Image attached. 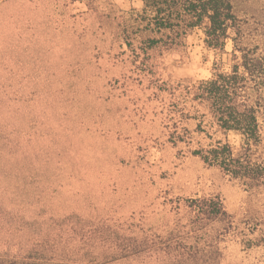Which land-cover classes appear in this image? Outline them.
Masks as SVG:
<instances>
[{"label":"rangeland","instance_id":"1","mask_svg":"<svg viewBox=\"0 0 264 264\" xmlns=\"http://www.w3.org/2000/svg\"><path fill=\"white\" fill-rule=\"evenodd\" d=\"M233 2L240 36L215 49L203 27L144 29L143 0H0V253L165 264L119 244L190 232V199L220 196L234 226L203 225L219 236V264H264V185L247 189L194 154L242 141L188 93L216 62L231 67L235 38L264 53V0ZM261 126L264 161V94Z\"/></svg>","mask_w":264,"mask_h":264},{"label":"trees","instance_id":"2","mask_svg":"<svg viewBox=\"0 0 264 264\" xmlns=\"http://www.w3.org/2000/svg\"><path fill=\"white\" fill-rule=\"evenodd\" d=\"M144 8L134 12L144 19V29L163 33L173 31L182 37L189 29L203 27L207 44L215 49H224L231 30L241 33L240 17L233 0H143ZM233 64L225 69L216 62L214 72L208 79L199 80L188 93L192 100L206 105L216 125L224 132L234 131L242 141L235 145L230 141L216 140L194 151L202 160L221 168L225 173L240 179L252 191L264 185V161L257 157L256 149L262 143L261 108L264 94V53L260 45H242L235 38ZM240 40L242 38L240 37ZM150 45L163 41L148 38ZM255 96V99H254ZM202 128L201 125H199ZM194 213L193 229L173 230L169 235L131 236L133 244L122 242L119 234L118 254L137 252L153 253L166 257L165 264H219L223 258L218 237L208 231L204 224L225 222L235 224L234 216L227 210L220 196L190 199ZM194 233V234H193ZM193 239L194 241H188ZM146 245V247H145ZM33 256L17 257L0 253V264H79L71 261H35Z\"/></svg>","mask_w":264,"mask_h":264}]
</instances>
